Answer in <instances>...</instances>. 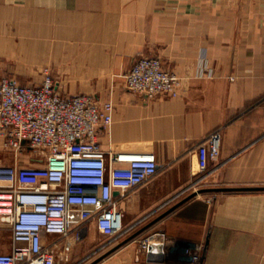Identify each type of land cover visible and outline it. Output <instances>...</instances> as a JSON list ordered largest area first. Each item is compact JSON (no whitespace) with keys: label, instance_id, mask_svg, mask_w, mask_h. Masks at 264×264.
<instances>
[{"label":"crops","instance_id":"0c3cea01","mask_svg":"<svg viewBox=\"0 0 264 264\" xmlns=\"http://www.w3.org/2000/svg\"><path fill=\"white\" fill-rule=\"evenodd\" d=\"M147 57L180 79L177 97L129 91ZM45 67L65 79L61 94L113 104L98 139L109 156L159 164L150 182L114 193L122 237L91 224L59 264H196L188 251L198 264H264V0H0V79H40ZM215 131L220 156L202 170L197 147ZM6 151L0 135V166L43 167ZM155 233L169 239L165 257L140 248ZM11 250L12 235L0 245Z\"/></svg>","mask_w":264,"mask_h":264},{"label":"built area","instance_id":"2783aa9c","mask_svg":"<svg viewBox=\"0 0 264 264\" xmlns=\"http://www.w3.org/2000/svg\"><path fill=\"white\" fill-rule=\"evenodd\" d=\"M126 78L127 88L137 95H179L180 79L159 58L139 59ZM113 110L112 103L100 104L93 95H62L49 76L35 85L0 79L5 149L18 157L39 153L40 158L31 160L43 164L0 166V233L9 229L12 235V250L0 251V264L69 263L91 224L113 241L122 237L123 216L114 193L125 196L150 182L159 164L152 153L109 156L102 149L99 131L112 122ZM221 145V131L198 145L202 170L218 160ZM168 246L164 233L140 242L150 258L165 257ZM188 254L196 264L201 261L199 252Z\"/></svg>","mask_w":264,"mask_h":264},{"label":"rangeland","instance_id":"374dc122","mask_svg":"<svg viewBox=\"0 0 264 264\" xmlns=\"http://www.w3.org/2000/svg\"><path fill=\"white\" fill-rule=\"evenodd\" d=\"M39 75L41 76V78L39 79H29V80H24V82H21V79H17L16 80L19 82V83H23V84H29V85H35L38 80L42 82V80H44L47 76L51 77L54 81H55V84L60 87V86H63L64 84L62 83V81H64L65 79H62L60 77H54L52 75V72H51V69L48 68V67H45L44 69H42V71H39ZM54 77V78H53ZM62 95H65V94H62ZM67 96V95H65ZM7 153H9L10 155H13V157H15L14 155H16L14 152L12 151H6ZM33 152L32 155L34 156H30L29 152L26 153L25 155L23 156H20L19 158L23 159V161H25L26 163L29 161H32L30 160V158L32 157L33 159H38L40 158V154L39 153H35ZM31 158V159H32ZM10 239H11V231L9 229H4L1 233H0V243H2V245H8V243H10Z\"/></svg>","mask_w":264,"mask_h":264}]
</instances>
